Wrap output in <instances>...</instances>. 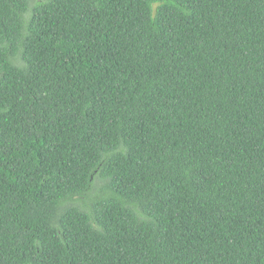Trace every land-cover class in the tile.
<instances>
[{
    "label": "trees",
    "instance_id": "1",
    "mask_svg": "<svg viewBox=\"0 0 264 264\" xmlns=\"http://www.w3.org/2000/svg\"><path fill=\"white\" fill-rule=\"evenodd\" d=\"M0 264H264V0H0Z\"/></svg>",
    "mask_w": 264,
    "mask_h": 264
}]
</instances>
